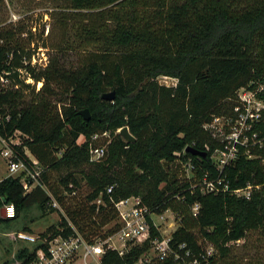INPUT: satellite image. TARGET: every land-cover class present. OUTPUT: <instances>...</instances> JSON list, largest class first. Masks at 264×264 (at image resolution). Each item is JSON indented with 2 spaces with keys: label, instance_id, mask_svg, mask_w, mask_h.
Instances as JSON below:
<instances>
[{
  "label": "trees",
  "instance_id": "16d2710c",
  "mask_svg": "<svg viewBox=\"0 0 264 264\" xmlns=\"http://www.w3.org/2000/svg\"><path fill=\"white\" fill-rule=\"evenodd\" d=\"M53 3L47 14L75 30L79 67L65 70L54 58L38 71L40 61L33 65V59L41 60L42 47H33L32 29L22 21L0 26V114L11 118L0 132L7 139L20 132L15 151L31 166L28 149L42 167L40 185L30 192L22 177L2 180L0 224L32 234L37 219L30 213L38 210L42 218L57 213L60 222L40 237L77 231L94 242L119 232L118 203L140 199L149 209L150 238L123 256L106 249L103 264H138L156 240H163L152 215L167 212L178 228L161 264H219L250 235L264 239V150L249 140L238 145L237 161L219 170L212 155L225 144L204 129L214 118H235L239 90L264 87V0ZM161 76L175 78L176 86L160 85ZM1 77L8 86L1 85ZM111 93L113 101L103 99ZM258 97L264 100V91ZM84 110L90 121L80 115ZM124 127L136 143L121 138ZM254 132L264 138V116ZM103 147L105 155L92 160V150ZM189 147L206 156L186 152ZM205 177L222 179L231 190L259 188L250 200L210 193ZM52 197L63 213L52 207ZM9 204L16 217L3 219ZM42 247L24 246L14 264L31 261Z\"/></svg>",
  "mask_w": 264,
  "mask_h": 264
},
{
  "label": "built area",
  "instance_id": "2783aa9c",
  "mask_svg": "<svg viewBox=\"0 0 264 264\" xmlns=\"http://www.w3.org/2000/svg\"><path fill=\"white\" fill-rule=\"evenodd\" d=\"M39 61V59L34 58L33 65L39 64ZM21 73L24 75L23 71ZM28 82L34 84L32 79H29ZM1 85L4 87L8 86L9 80L1 77ZM41 86L42 83H38L37 89L40 90ZM263 91L264 87L255 91L242 88L238 92V105L234 109L235 118H214L210 123L204 126V129L213 138L225 144V150H215L212 155L214 165H216L219 170L234 164L240 153L238 145L247 146L249 140L253 141V146L258 147L260 150H264V138L261 139L258 133L254 132L255 125L258 124L264 116V100L258 97ZM10 119V116H3L0 114V127H4L5 122L10 121ZM119 132L120 130L118 133ZM21 135L20 132H16L13 137L7 139L4 138L0 132V157L6 162L8 174L6 178L22 177L25 190L30 192L40 185L39 181L42 167L39 161L35 157H32L28 149H24V153L26 157L29 158L31 166L27 165L15 151V147L20 146V142L16 139H19ZM105 150L106 148L104 147L93 149L92 160L96 161L102 158L105 155ZM249 157L252 158L251 155ZM262 164L264 166V156L262 158ZM28 178L32 180V183H30ZM2 180L3 179L0 178V184ZM204 185L206 191L210 193L232 192L237 197L246 200H250L252 191L259 188V186L254 187L249 184L248 187L244 189L231 190L228 182L222 179L216 182L208 181L207 177L204 178ZM111 191L112 188L109 192ZM51 204L53 208L63 213L61 206L53 197ZM116 207L120 215L119 222L121 228L116 235L105 240L97 239L91 242L77 231L69 237L49 236L45 238L27 232L14 233L16 241L29 246L30 249L39 244L43 245V247L36 252L35 257L25 264H103L102 257L106 249L116 250L120 256H123L132 249V247L146 242L151 234V227L148 222V216L150 215L149 209L144 207L142 201L138 198L121 201ZM3 209L6 219H14L16 217L14 205H5ZM197 210L198 206L195 207L194 211ZM115 239H117L121 245L118 246L114 242ZM168 243L169 239H163L161 241L156 240L153 243V248L151 250L157 253V258H159L160 261L166 259L169 250Z\"/></svg>",
  "mask_w": 264,
  "mask_h": 264
},
{
  "label": "rangeland",
  "instance_id": "374dc122",
  "mask_svg": "<svg viewBox=\"0 0 264 264\" xmlns=\"http://www.w3.org/2000/svg\"><path fill=\"white\" fill-rule=\"evenodd\" d=\"M53 0H5V5L0 6V26L23 23L28 29H32L35 33L33 38V47H42L39 57L40 67L38 71L44 69L52 59L58 58L60 64L64 66L65 70H71L79 67L77 59L79 56V44L72 25L65 28L62 24L60 17L53 16L52 13ZM43 33V34H42ZM72 49V50H66ZM38 57V58H39ZM160 85L173 87L176 85L175 78L161 76L158 79ZM42 88V86H41ZM60 98V97H59ZM59 98L54 99L58 101ZM61 104H58L60 107ZM21 143L20 138L16 139ZM85 141L82 136L79 143ZM32 157H34L32 155ZM190 172H188L189 174ZM7 166L5 160L0 157V178L5 179L7 176ZM57 177H59L57 175ZM83 188L80 193L84 195L87 192L85 183H82ZM46 191L47 187H46ZM42 212L34 211L30 213V217L37 219L31 225L32 234L35 236L44 233L49 226L57 225L60 222V215L55 213L41 217ZM41 219H39V218ZM155 224L160 228L163 239H170L173 232L178 228L175 216L171 212L164 215H152ZM16 231L11 230L8 226L0 224V264L15 263L17 253L25 246L24 244L16 242L14 237ZM118 246L121 245L117 239L114 241ZM29 247V246H27ZM264 264V239L260 234H252L249 236L247 242H240L233 250L232 254L227 261L220 262L219 264H250V263ZM163 263L157 258V253L151 250L142 256L139 264H161Z\"/></svg>",
  "mask_w": 264,
  "mask_h": 264
},
{
  "label": "water",
  "instance_id": "95a60500",
  "mask_svg": "<svg viewBox=\"0 0 264 264\" xmlns=\"http://www.w3.org/2000/svg\"><path fill=\"white\" fill-rule=\"evenodd\" d=\"M115 98L114 93L111 94H106L103 96V99L106 101H113ZM80 115L85 119V121H90L91 120V114L88 110H84L80 112ZM119 135L121 136V138L129 143V144H134L136 143V138L130 133V130L128 127H124L123 129L120 130ZM186 152L188 153H192L194 155H200V156H206L205 154H200L198 152H196L192 147L187 148ZM1 217L3 219H5V211L4 209H2L1 211Z\"/></svg>",
  "mask_w": 264,
  "mask_h": 264
},
{
  "label": "crops",
  "instance_id": "0c3cea01",
  "mask_svg": "<svg viewBox=\"0 0 264 264\" xmlns=\"http://www.w3.org/2000/svg\"><path fill=\"white\" fill-rule=\"evenodd\" d=\"M6 178V177H5ZM17 242V241H16ZM19 243V242H18Z\"/></svg>",
  "mask_w": 264,
  "mask_h": 264
}]
</instances>
